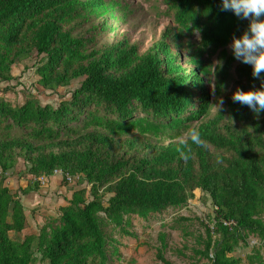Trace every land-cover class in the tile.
I'll use <instances>...</instances> for the list:
<instances>
[{"label":"trees","instance_id":"trees-1","mask_svg":"<svg viewBox=\"0 0 264 264\" xmlns=\"http://www.w3.org/2000/svg\"><path fill=\"white\" fill-rule=\"evenodd\" d=\"M163 3L168 21L141 47L119 28L131 1L0 0V81L32 53L41 88L80 79L56 106L31 94L21 104L0 97V264H111L120 252L107 225L135 236L126 215L184 205L195 189L212 212L193 256L239 264L234 252L253 235L261 243L246 258L264 264V111L232 99L237 87L261 84L230 47L249 20L222 0ZM19 161L22 194L54 169L87 186L72 191L56 221L13 238L26 214L5 179ZM157 239V259L171 264L166 233Z\"/></svg>","mask_w":264,"mask_h":264},{"label":"rangeland","instance_id":"rangeland-1","mask_svg":"<svg viewBox=\"0 0 264 264\" xmlns=\"http://www.w3.org/2000/svg\"><path fill=\"white\" fill-rule=\"evenodd\" d=\"M134 7L133 12L126 17L127 23L120 26L131 41L138 42L141 47L148 45L153 34H159L168 18L162 13L163 0H128ZM110 40V36H101L100 41ZM36 61L34 53L22 58L12 66V79L0 81V97L12 104H21L28 94L36 96L42 104L56 106L62 99L70 96V90L79 85L80 79H75L69 85L57 88L56 91L45 90L36 83ZM7 88V89H5ZM217 109L214 105L213 111ZM23 164L19 161L14 169H9L5 183L11 190L19 193L24 212L26 214L25 227L20 233L10 232V236L22 238L24 234L37 233L45 223L56 221L59 215L58 207L67 204L72 191L86 187V183H79L71 179L66 183L62 174L55 173L42 178L37 190L28 194L19 192L20 187L27 184L28 175L20 171ZM20 170V171H19ZM212 212V203L199 189H195L184 205L168 207L167 209L150 214L147 218H140L135 214L126 215L129 219L127 229L135 236L122 234L118 229L107 225L105 228L118 239L119 256H115L111 264H162L156 257L157 235L159 231L166 233V247L164 257L171 264H207L206 258L197 259L191 248L195 245L194 237L203 231L200 220H206V214ZM261 243L258 236L250 235L248 244H240L234 255L240 257L239 264H250L246 255L254 246ZM182 249L181 254L178 252ZM36 261L34 264H38Z\"/></svg>","mask_w":264,"mask_h":264},{"label":"clouds","instance_id":"clouds-1","mask_svg":"<svg viewBox=\"0 0 264 264\" xmlns=\"http://www.w3.org/2000/svg\"><path fill=\"white\" fill-rule=\"evenodd\" d=\"M222 7L231 10L242 19H248L247 28L239 35H233L230 47L233 55L252 66V75L260 79V87H237L232 99L249 106L255 113L264 111V0H222ZM223 104V99L219 101ZM192 139L199 142V134L192 133Z\"/></svg>","mask_w":264,"mask_h":264},{"label":"built area","instance_id":"built-area-1","mask_svg":"<svg viewBox=\"0 0 264 264\" xmlns=\"http://www.w3.org/2000/svg\"><path fill=\"white\" fill-rule=\"evenodd\" d=\"M55 173H60V174H62V172H61V170H59V169H54V174ZM66 178L70 181L72 178L70 177V176H66ZM41 180H42V178H41ZM226 224H229V221H226L225 222Z\"/></svg>","mask_w":264,"mask_h":264}]
</instances>
